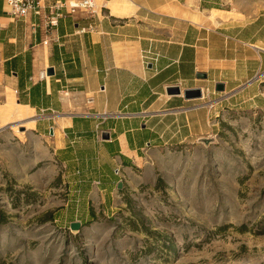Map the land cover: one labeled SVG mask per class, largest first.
Wrapping results in <instances>:
<instances>
[{
    "label": "rangeland",
    "instance_id": "obj_1",
    "mask_svg": "<svg viewBox=\"0 0 264 264\" xmlns=\"http://www.w3.org/2000/svg\"><path fill=\"white\" fill-rule=\"evenodd\" d=\"M225 2L264 22V0ZM246 94L200 100L207 127L130 166L101 131L71 163L47 136L1 133L0 264H264V94Z\"/></svg>",
    "mask_w": 264,
    "mask_h": 264
},
{
    "label": "crops",
    "instance_id": "obj_2",
    "mask_svg": "<svg viewBox=\"0 0 264 264\" xmlns=\"http://www.w3.org/2000/svg\"><path fill=\"white\" fill-rule=\"evenodd\" d=\"M39 1L24 18L0 1V134L47 136L62 163L98 131L108 156L135 162L169 133L207 127L210 94H264V22L225 0H94L95 13L63 11L54 27L50 7L79 0ZM189 88L202 98L184 99Z\"/></svg>",
    "mask_w": 264,
    "mask_h": 264
},
{
    "label": "built area",
    "instance_id": "obj_3",
    "mask_svg": "<svg viewBox=\"0 0 264 264\" xmlns=\"http://www.w3.org/2000/svg\"><path fill=\"white\" fill-rule=\"evenodd\" d=\"M5 3L9 9L8 13L13 18H24L29 13L38 14L40 9L39 0H0ZM77 10L85 11L86 13H95L94 0H79L76 2L55 3L50 7V14L46 19L49 27H54L57 20L63 16V11L66 14H74Z\"/></svg>",
    "mask_w": 264,
    "mask_h": 264
},
{
    "label": "water",
    "instance_id": "obj_4",
    "mask_svg": "<svg viewBox=\"0 0 264 264\" xmlns=\"http://www.w3.org/2000/svg\"><path fill=\"white\" fill-rule=\"evenodd\" d=\"M47 73L49 75H52V71H47ZM199 78H205V75H199ZM215 91L216 92H223L224 91V87L222 84L218 83L215 86ZM167 92L170 94H179V89L177 87H171L169 89H167ZM183 97L186 100H193V99H201L202 98V93H201V89L200 88H189V89H184L183 92ZM50 135L53 134L52 129H50L49 131ZM104 134V139H108V134L107 133H103Z\"/></svg>",
    "mask_w": 264,
    "mask_h": 264
},
{
    "label": "trees",
    "instance_id": "obj_5",
    "mask_svg": "<svg viewBox=\"0 0 264 264\" xmlns=\"http://www.w3.org/2000/svg\"><path fill=\"white\" fill-rule=\"evenodd\" d=\"M120 159H123V160H124V158H123L122 156L120 157ZM124 161H125V162H124L125 165L130 166V163H127L126 160H124Z\"/></svg>",
    "mask_w": 264,
    "mask_h": 264
},
{
    "label": "bare ground",
    "instance_id": "obj_6",
    "mask_svg": "<svg viewBox=\"0 0 264 264\" xmlns=\"http://www.w3.org/2000/svg\"><path fill=\"white\" fill-rule=\"evenodd\" d=\"M209 107H211V105Z\"/></svg>",
    "mask_w": 264,
    "mask_h": 264
}]
</instances>
